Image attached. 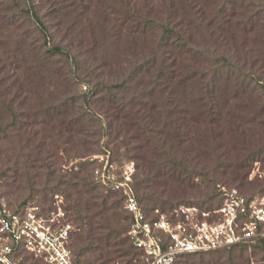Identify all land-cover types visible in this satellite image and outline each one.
I'll list each match as a JSON object with an SVG mask.
<instances>
[{"label":"rangeland","instance_id":"374dc122","mask_svg":"<svg viewBox=\"0 0 264 264\" xmlns=\"http://www.w3.org/2000/svg\"><path fill=\"white\" fill-rule=\"evenodd\" d=\"M137 19L170 21L193 51L168 54L162 31ZM55 47L70 58L50 56ZM220 58L244 75L232 76L215 94L222 108L211 109L204 87ZM124 82L127 91L109 90ZM262 85L264 0H0V202L14 210L63 201L77 264H145L128 237V187L160 200L142 202L148 218L163 213L179 239L180 207L210 213L226 235V194L263 203ZM171 150L186 178L157 177ZM235 225L239 243L181 264H264V226L249 214ZM108 234L125 244H109Z\"/></svg>","mask_w":264,"mask_h":264},{"label":"built area","instance_id":"2783aa9c","mask_svg":"<svg viewBox=\"0 0 264 264\" xmlns=\"http://www.w3.org/2000/svg\"><path fill=\"white\" fill-rule=\"evenodd\" d=\"M124 194V208L132 219L128 237L136 248L144 252L147 264H177L180 254L210 252L236 245L241 241L236 235L235 225L239 214H249L256 227L264 226V197L262 204L253 201L248 205L236 193L226 194L229 203L219 210L230 222L226 235L215 232L218 226H213L209 220L210 213L194 206L180 207L175 210V215L183 222L178 229L183 228L186 235L179 239L176 233L170 232L171 223L163 213L156 211L158 217L152 220L130 187ZM62 204L63 201H59L49 209L30 204L12 211L0 202V264H20V253L47 264H77L70 246L74 227L67 222ZM159 232L169 235L168 241H164Z\"/></svg>","mask_w":264,"mask_h":264},{"label":"trees","instance_id":"16d2710c","mask_svg":"<svg viewBox=\"0 0 264 264\" xmlns=\"http://www.w3.org/2000/svg\"><path fill=\"white\" fill-rule=\"evenodd\" d=\"M170 19H172V18L170 17ZM128 20H129V17L127 16L125 23H127ZM137 20H138V26H142V29H144V30L152 29V30L157 31L160 29L162 31V38H161V42H160V47H161V49H162V47L164 49L166 47L168 54H171L172 56H174V55L178 54L179 51L182 54H189L193 51L191 46H189L190 44L188 43V39H186L185 36H183L181 32L172 28L169 24L170 21H168V24H161V23L155 22L153 20H144V21L141 19H137ZM38 23H39L42 31L45 33L46 28L43 27V25L40 23V21H38ZM161 49H160V53L162 51ZM167 51H166V54H167ZM48 53L50 56H53V57L54 56H61V57L70 58V55L61 47H55L53 49H49ZM216 63L219 65L218 69L212 73L216 74L217 79L215 82H213V84L211 86L209 83L205 82V87H204V89H205L204 93L207 97L206 98L207 105H209L211 107V109L222 108V107H220L221 105L219 104V101L216 99L215 94H217V92H222L225 89L224 86L230 83L229 81H231L232 76L237 74V73L244 75L242 68L240 66H238V64L231 63L227 58H220L219 60H216ZM171 68L174 69V62H172ZM161 73L165 74V72H163V71H161ZM175 73L176 72L173 70L174 78H175ZM191 77L192 76L188 74L184 77V80H182V82L185 83L184 84L185 88L188 85V82L191 81ZM194 77H195V75H194ZM194 77H192V79H194ZM261 88L264 89V85H262ZM114 89L121 90V91L125 92L128 90V83L124 82L122 84L114 86L113 89L109 88L110 91H112ZM187 95L190 96L188 93H183V96L187 97ZM113 97H116V96H113ZM225 105H226V102H225ZM70 107L71 106H69L68 104L63 105L60 109L63 108L64 111L61 110L59 112V114H62V113L64 114L68 110V108H70ZM126 107L128 108L129 104H127ZM55 110L56 109H54V111ZM210 115H213V113L210 112ZM186 173H188V171L184 167V163L175 155L174 150H171V152H166V153L164 152V161L157 165V175H158L157 177L161 178V177L168 176L171 178H175L176 180H180V179H183L184 177L186 178ZM141 184L143 185V190H146L147 189L146 182L143 181V182H141ZM136 198H137L139 204L141 205L143 211L145 212V214L147 216H148V211L145 209L142 202H146V204L150 205V203L152 201H155V200L158 202L160 201L154 195H151V194L146 195V193L142 194L141 199H140L139 195H138V197L136 196ZM162 203L165 204V202H162ZM27 204H22L19 208H23V207L27 206ZM19 208H17V209H19ZM17 209H14L12 211H16ZM151 209H152L151 211H154L158 208L153 206ZM128 219H129V223L131 225L132 219H131L130 215H128ZM129 228L130 227H128V229ZM112 238L114 240H116L115 246L119 247V246H123L125 244V241H122V240L119 241V239H121L120 236L118 237L115 235V237H112L110 234H108V236L106 237V241H108L110 244L112 242ZM129 241L133 245L132 241L131 240H129ZM260 241L264 242V239L260 240ZM132 247L135 250H137V252L142 256V259L145 262V264H147L146 260H145L144 252L142 250H139L135 246H132ZM209 253H212V252L195 253V254H180L177 257V264H181L182 261L186 258L196 256V255L209 254ZM21 256H23L21 264H24V260H27V259L37 260V259H34L29 254H26V253L18 254V258H20ZM39 261H42V260H39ZM42 262H44V261H42Z\"/></svg>","mask_w":264,"mask_h":264}]
</instances>
